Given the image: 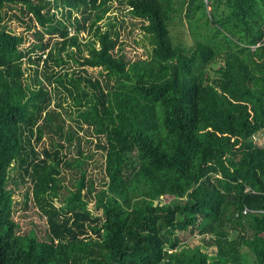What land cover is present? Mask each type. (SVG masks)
Here are the masks:
<instances>
[{
    "label": "trees",
    "instance_id": "trees-1",
    "mask_svg": "<svg viewBox=\"0 0 264 264\" xmlns=\"http://www.w3.org/2000/svg\"><path fill=\"white\" fill-rule=\"evenodd\" d=\"M105 3L0 0V264H209L186 245L194 232L216 248L213 264H264V146L252 140L264 130V0H127L151 43L136 59L116 31L96 26ZM73 9L95 12V38L78 57L63 53L76 43L66 22ZM183 19L190 44L171 32ZM24 59L78 65L69 77L43 75L97 138L100 186L82 155L75 189L61 184L75 131L47 85L27 81ZM47 130L58 141L39 152L33 141ZM16 168L30 179L46 239L18 232L7 187Z\"/></svg>",
    "mask_w": 264,
    "mask_h": 264
},
{
    "label": "rangeland",
    "instance_id": "rangeland-1",
    "mask_svg": "<svg viewBox=\"0 0 264 264\" xmlns=\"http://www.w3.org/2000/svg\"><path fill=\"white\" fill-rule=\"evenodd\" d=\"M104 6L108 7V10L104 15L97 20V25L100 26L102 30L112 29L118 33V42L124 47L127 56L130 59H136L138 57L145 58L149 55L151 50V43L149 37L145 34L139 27V21L137 18L132 17L128 11L127 0H106ZM57 9V8H56ZM57 16L61 17L62 13L66 11V8L61 6L57 9ZM95 12L90 10L89 13H83L77 9L71 11V15L66 17L68 28V36H74L76 43L68 44L66 51L72 53L76 57L79 55L88 54V43L90 40L94 39V31L90 29L91 22L95 19ZM89 14V15H88ZM182 14V18H183ZM179 20V18H178ZM182 24L177 27V29L172 30L173 36H176L179 40L185 41L190 44V37L188 36L186 29L185 19L182 20ZM82 25L84 27H82ZM79 26V29L77 28ZM78 30H77V29ZM31 31V30H30ZM51 42H55V49H57L61 42L62 37L54 33ZM48 35L44 37L47 39ZM33 54V53H32ZM40 53L33 54L32 58ZM43 58L45 55L43 54ZM23 67L25 69V77L29 83H32V78L37 77L42 80L47 85V80L43 75L49 71H56L57 73L67 72L69 77L72 70L78 69V65L72 60L68 59L67 62L61 63L59 66L50 61L48 65L42 64L40 62L38 65L34 62L29 64L27 59H24ZM89 74L97 76L98 71L88 69ZM54 85L57 87L55 81L52 82L47 88L51 91L52 104L51 107L55 106V103L60 101L63 105L60 110L62 112V117L65 119L66 125H72L75 131V137L71 146H67L62 150V153L66 154L68 161L72 166L63 165L61 167L60 180L61 184L69 189H75L73 182L78 176V169L75 166V159L80 155L84 156V163L82 167L86 171V177L91 178L96 186H100L102 179L104 178V152L95 146L96 137L91 133V129L86 126V124L80 122L77 116V109H75L71 97L65 94L61 87L55 88L59 90V94L55 95L53 90ZM82 127V128H80ZM34 140V138H33ZM252 140L258 145L264 146V130L257 132L252 136ZM58 137L51 131L47 130L44 132L43 136L39 141H33L35 145V150L42 151L44 148H51L55 143H57ZM81 151L82 153H79ZM7 187L11 188L13 191V197L15 200L13 207V219L18 224L19 233H27L29 230H33L39 239L47 238V224L45 217L38 211V208L34 205L31 198V182L27 176H20V170H11L10 177L7 182ZM62 193L66 194L67 190L65 188L61 189ZM169 199H162V201H168ZM173 203L178 202L177 199L171 200ZM55 203L59 202L55 200ZM93 202H89L88 207L91 208ZM186 245L189 247H199L208 254V263L213 264L215 261L216 248L207 244V236L200 235L198 233L185 234Z\"/></svg>",
    "mask_w": 264,
    "mask_h": 264
},
{
    "label": "built area",
    "instance_id": "built-area-1",
    "mask_svg": "<svg viewBox=\"0 0 264 264\" xmlns=\"http://www.w3.org/2000/svg\"><path fill=\"white\" fill-rule=\"evenodd\" d=\"M249 210L248 209H244L243 210V213H247Z\"/></svg>",
    "mask_w": 264,
    "mask_h": 264
}]
</instances>
